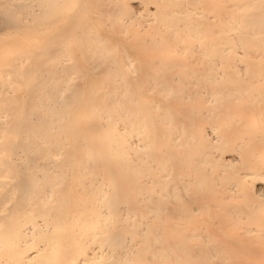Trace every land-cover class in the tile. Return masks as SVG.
Here are the masks:
<instances>
[{
	"label": "bare ground",
	"instance_id": "bare-ground-1",
	"mask_svg": "<svg viewBox=\"0 0 264 264\" xmlns=\"http://www.w3.org/2000/svg\"><path fill=\"white\" fill-rule=\"evenodd\" d=\"M0 264H264V0H0Z\"/></svg>",
	"mask_w": 264,
	"mask_h": 264
}]
</instances>
